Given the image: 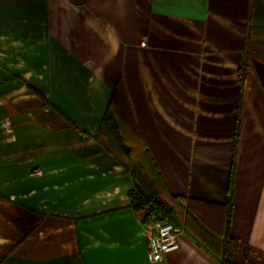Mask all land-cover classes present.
I'll return each instance as SVG.
<instances>
[{
    "label": "crops",
    "instance_id": "obj_1",
    "mask_svg": "<svg viewBox=\"0 0 264 264\" xmlns=\"http://www.w3.org/2000/svg\"><path fill=\"white\" fill-rule=\"evenodd\" d=\"M135 163L182 229L160 261ZM224 255L264 264V0H0V264Z\"/></svg>",
    "mask_w": 264,
    "mask_h": 264
},
{
    "label": "built area",
    "instance_id": "obj_2",
    "mask_svg": "<svg viewBox=\"0 0 264 264\" xmlns=\"http://www.w3.org/2000/svg\"><path fill=\"white\" fill-rule=\"evenodd\" d=\"M142 210L144 213L143 216L145 217L151 208L147 207ZM150 213V224L146 225L145 228V236L148 244L147 256L151 261H160L170 251L178 248V235L182 232V229L161 213Z\"/></svg>",
    "mask_w": 264,
    "mask_h": 264
},
{
    "label": "trees",
    "instance_id": "obj_3",
    "mask_svg": "<svg viewBox=\"0 0 264 264\" xmlns=\"http://www.w3.org/2000/svg\"><path fill=\"white\" fill-rule=\"evenodd\" d=\"M117 142L130 154V150L124 145L125 141L119 140ZM145 165L141 163H135L134 165L133 178L135 185L134 189L128 193L131 198V204L136 210L150 207V212L155 214L161 213L163 216L169 218L170 210H168L166 205L162 203V201L157 197V191L156 189L152 188L151 180H149ZM150 212L146 213L143 221L149 220V215L151 214ZM169 219L171 220V218ZM171 221L174 222L173 220ZM228 239L229 241L232 240L230 237H228ZM219 261L221 264H239L238 262L227 257V255L219 257Z\"/></svg>",
    "mask_w": 264,
    "mask_h": 264
}]
</instances>
